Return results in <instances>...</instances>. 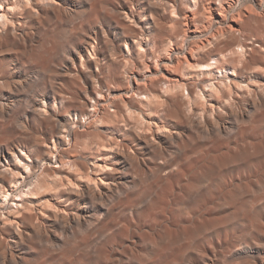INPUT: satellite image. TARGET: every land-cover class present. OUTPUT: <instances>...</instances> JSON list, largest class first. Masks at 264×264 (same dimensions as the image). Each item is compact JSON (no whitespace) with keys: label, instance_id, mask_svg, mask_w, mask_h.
I'll return each mask as SVG.
<instances>
[{"label":"clouds","instance_id":"obj_1","mask_svg":"<svg viewBox=\"0 0 264 264\" xmlns=\"http://www.w3.org/2000/svg\"><path fill=\"white\" fill-rule=\"evenodd\" d=\"M211 2L177 0L189 36L159 0H0V264H264V0H215L220 21ZM124 5L144 27L120 30ZM162 56L187 83L152 107Z\"/></svg>","mask_w":264,"mask_h":264},{"label":"bare ground","instance_id":"obj_2","mask_svg":"<svg viewBox=\"0 0 264 264\" xmlns=\"http://www.w3.org/2000/svg\"><path fill=\"white\" fill-rule=\"evenodd\" d=\"M255 1V0H254ZM133 3L134 4H136V0H133ZM159 3L161 4V5H171V6H173V8L175 7L176 8V6H177V0H159ZM140 5V4H139ZM5 7H7V8H13L14 7V5H12V4H8V5H6ZM140 7V6H139ZM138 7V8H139ZM211 7V6H210ZM174 8V9H175ZM216 8V7H215ZM173 9V10H174ZM179 9H181L180 7H179ZM162 10V8L160 9V10H158V12L159 11H161ZM176 10V9H175ZM177 10H178V8H177ZM210 10V9H209ZM2 11V9H0V26H4L5 24H9V22L11 23V24H14V23H16V20L15 19H13V17L11 16H9L8 15V13L7 12H1ZM118 11H124V12H127V16H128V19H126V20H124V21H120L119 20V18H116V23L117 24H119V28H123V29H125V26L127 25V26H129V29L131 30V31H136V29H135V25L136 24H139L140 25V27H144V24L140 21V18H138L139 16H137V15H134L133 14V12L131 11V7L129 6V5H124L123 7H122V9H118ZM162 11H165V9L164 10H162ZM184 12V10H182L181 9V12ZM177 12V11H176ZM178 12H180V10L178 11ZM166 12H164V14H165ZM155 14H157V13H154V15ZM169 14H172L171 13V11H170V13ZM168 13L167 14H165V16L166 15H169ZM193 14V13H192ZM160 15V14H159ZM177 15V14H176ZM184 15H185V12H184ZM158 16V15H157ZM165 16H163V18H164V20H165ZM170 16V15H169ZM178 16H180V15H178ZM186 16V15H185ZM187 16H188V13H187ZM159 17V16H158ZM168 17V16H167ZM166 17V18H167ZM138 18V19H137ZM161 18V17H160ZM129 19H131L132 21H134L135 22V25H133V23L134 22H129L128 20ZM162 19V18H161ZM163 20V19H162ZM167 23V22H166ZM154 31H156L155 29H154ZM157 31H158V29H157ZM160 31V30H159ZM194 31V30H193ZM127 41H128V43H129V48L130 49H132V51L135 49L134 48V44H135V40L133 39V37L132 36H128L127 38ZM160 42V41H159ZM156 43H158V42H156ZM161 43H162V41H161ZM164 44V43H163ZM146 45V44H145ZM144 45V46H145ZM159 46H161V44L159 45ZM141 47L142 48H144L143 47V44L141 45ZM147 49V48H146ZM158 49V48H157ZM137 50V49H136ZM136 50H135V52H136ZM236 56H235V58L233 59V60H235L236 59V57L237 58H239V60H240V62H242V59H250V57H247L246 56V54L245 53H243V52H241L239 49L234 53ZM191 56H192V54H191ZM188 58V57H187ZM86 59V58H85ZM192 59V60H191ZM238 60V59H237ZM187 62L189 63V64H191V65H193V66H195L196 64H197V61H196V59L194 58V57H192V58H190V59H187ZM238 62V61H237ZM251 62V61H250ZM169 64V63H168ZM261 64V63H260ZM175 65V64H174ZM254 65V64H253ZM259 65V64H258ZM90 66V65H89ZM256 66V65H255ZM264 66V65H263ZM257 67V66H256ZM260 68H261V66H259ZM259 67H257V69H260ZM160 69V68H159ZM264 69V68H263ZM158 70V69H157ZM172 70V69H171ZM191 69H189V71H190ZM262 73H264V71H262V72H258V73H256V76H255V74H254V76L252 75V78L255 80V84H257V85H259V84H264V75H263V77H259V76H261V74ZM153 74V73H152ZM132 75H133V73H132ZM159 75V74H158ZM152 76V75H151ZM165 76V75H164ZM155 77V76H154ZM178 77V76H177ZM165 78H167V77H163V79L161 80V81H163V83L164 84H166L167 86L165 87V89H166V92H168L167 94L169 95V91L171 92V93H173L174 92V90H175V92H174V94L176 95V90L177 91H179V90H181L182 91V88L180 87L181 85H183V84H185V83H187V81L186 80H179V79H175V80H177L178 81V83H172V82H174L172 79H170L169 77L167 78V79H165ZM173 78H175V77H173ZM137 79V78H136ZM238 80V79H237ZM138 81V80H137ZM159 81V80H158ZM240 81V80H239ZM239 81H236V83L237 84H239L242 88L243 87H247V88H249V89H252L253 87H254V85L253 84H250L249 82H248V80H241L242 82H244V84H240V82ZM140 82V81H139ZM146 82V81H145ZM142 83V82H141ZM156 83V82H155ZM137 85V84H136ZM138 86H139V84H138ZM137 86V87H138ZM160 87L161 88H164L163 87V84L161 83L160 84ZM140 88V87H139ZM173 91V92H172ZM230 91H235V89L233 90L232 88H230ZM123 92V91H122ZM181 93V92H180ZM180 93H178V94H180ZM206 93H204V95H205ZM139 95V94H138ZM188 95L189 96H191L192 95V91H191V89H189V92H188ZM207 96L208 95H205V98H207ZM122 97V96H121ZM130 97V96H129ZM171 97V96H170ZM169 96H166V95H163V94H161V92H160V90L159 89H156V90H153V95L149 98L150 100H151V102L153 103V102H155V103H157V104H161V105H163L164 103L166 104L167 102H169V101H171V98H170ZM126 100V99H125ZM128 100V99H127ZM213 101H215V100H213ZM212 101V102H213ZM142 102V101H141ZM144 102V101H143ZM148 102V101H147ZM126 104L128 103V101L127 102H125ZM170 103V102H169ZM152 106H153V104H151ZM129 106V108L130 109H132V106H131V104H129L128 105ZM156 106H158V105H156ZM129 116L130 117H133V119L135 118V122L138 124V126H139V128L140 129H142L141 131L143 132L142 134H145V135H154V132H155V130L153 131V128L151 127V125H152V121H148V120H146L145 121V116L143 115V113H140L139 112V109H138V107L136 108V109H132L130 112H129ZM141 117H143V119H141ZM132 119V120H133ZM145 122L147 123H151L150 124V126H149V128H147V127H145L144 129H143V127H144V125H145ZM157 122V121H156ZM141 124H144L143 125V127H141ZM153 125H154V123H153ZM156 125H158V124H156ZM157 127H159L160 129H163V126H160V125H158ZM147 129V130H146ZM145 132H144V131ZM147 131V132H146ZM6 157H7V154H6ZM0 163H2V161H0ZM6 167L7 166H13V161H12V159H11V157H7V164L5 165ZM13 170H16L15 169V167L13 166Z\"/></svg>","mask_w":264,"mask_h":264},{"label":"rangeland","instance_id":"obj_3","mask_svg":"<svg viewBox=\"0 0 264 264\" xmlns=\"http://www.w3.org/2000/svg\"><path fill=\"white\" fill-rule=\"evenodd\" d=\"M186 2L188 3V6H189V9L193 6L192 4H191V0H186ZM135 6L138 8L139 6L140 7H142V5H139L138 3H136L135 4ZM211 6V7H210ZM139 7V8H140ZM207 7L210 9L209 11H210V13H211V15H212V18L214 19V20H217V21H220L221 20V16H222V14L220 13V11H219V9H218V6L216 5V3H215V0H212V2L209 4V5H207ZM216 7V8H215ZM225 7H227V5H225ZM254 7L256 8V10L258 11L259 10V4H258V0H255L254 1ZM138 8V9H139ZM162 8V10H164V7H159V8H157L156 10H155V12L154 13H157V14H155V15H158L157 17H158V19L159 20H161L162 22H164V23H168V22H170L171 20H174L175 18H176V16H178V15H180V16H184V17H186V24H185V27H186V29L188 30V34H189V36H194V35H199L200 34V30H199V28L197 27V23H196V21L195 20H193V14H192V12L191 11H189V10H184V12H185V15H184V12L182 11L181 12V9H179V6H178V4H177V6H176V10L173 8V6H172V9H174V11H175V13L177 14L176 16H173L172 14H169L170 13V11H159L158 12V10H160ZM177 8H178V10H177ZM180 10V12H178ZM177 11V12H176ZM1 12H5V11H1ZM164 12H166L165 14H169V15H166L165 16V14H164ZM172 13V12H171ZM187 13H188V16H187ZM160 14V15H159ZM163 16H165V20H164V18H163ZM168 16V17H167ZM11 17V16H10ZM163 19H161V18ZM167 17V18H166ZM139 18V17H138ZM137 18V19H138ZM129 22H134V21H132L131 19H129L128 20ZM141 21V20H140ZM230 23L232 24V26L233 27H238V22H233V21H230ZM133 25H135V22L133 23ZM120 30H124L123 28H120ZM156 31H157V29H155ZM194 30V31H193ZM153 31H154V29H153ZM159 31V30H158ZM161 31V30H160ZM162 41V40H161ZM161 41L159 42V41H157L158 43V45H160L161 44V46H159L158 47V51L159 50H161L163 47H164V41H162V43H161ZM179 43H181L180 41H177V43H175V44H173V51H176V52H179L180 51V49L178 48V44ZM146 44V45H145ZM148 44H149V42H144L143 43V47H144V49H146V50H148ZM145 45V46H144ZM135 50L136 49H134L133 50V56L135 57L136 56V54H137V52H138V49L136 50V52H135ZM149 54L151 55V52L149 51ZM186 55V58L187 59H190V58H192L193 56H191V53H186L185 54ZM235 54H233V59L235 58ZM238 59V60H237ZM246 59V58H245ZM192 60V59H191ZM234 62H237L238 61V63L240 62V60H239V58H237L236 57V59L235 60H233ZM178 61H176V60H169V58L167 57V56H162L161 58H160V60H159V63L160 64H162V65H166V67H161L160 69H158L157 70V68L155 67V66H152V65H150L149 66V71L147 72V73H144V76H155V77H161V80L163 79V77H169L170 79H181V80H183L184 79V77H181L180 75H179V73L178 72H176V71H174V69H173V66H174V64H176ZM249 62H250V59H249ZM169 63V64H168ZM261 62H257V63H255L254 65L252 64V67H255V68H257V67H259V66H261V68L260 69H258L255 73H253L252 75L254 76V74H255V76H256V73H258V72H262L261 70H264L263 68H264V63H261ZM259 64V65H258ZM257 67H256V66ZM172 69V70H171ZM192 71V69L189 71L188 70V72H186V75L188 74V73H190ZM153 73V74H152ZM159 74V75H158ZM133 75H135L136 76V80H134L133 82H132V88H133V90H136V89H138L139 87H141V84L142 83H146L145 81H144V79H143V76L142 75H139V74H137L136 72H133ZM165 75V76H164ZM263 75H264V73H262L261 74V76H259L260 78L261 77H263ZM178 76V77H177ZM173 77H175V78H173ZM167 78H165V79H167ZM264 78V77H263ZM138 80V81H137ZM161 80H157V81H154V82H156V83H159V84H163V87L165 88L167 85L166 84H164L163 83V81H161ZM173 80V81H174ZM185 80V79H184ZM140 81V82H139ZM175 81H177V80H175ZM236 81H239V79L238 80H236ZM241 81V80H240ZM239 81V82H240ZM142 82V83H141ZM244 84V82H240V84ZM137 84V85H136ZM138 84H139V86H138ZM138 86V87H137ZM233 90L235 89V88H232ZM237 89H235V91H236ZM235 91H232V92H235ZM125 92H126V90H123V92L121 91V92H119V93H117V95H119V96H122V97H124L125 96ZM173 92V91H172ZM174 92H175V90H174ZM174 92L173 93H171L170 91H169V95L167 94V96H171L170 98L172 99L173 97H175V96H177V95H179L178 93H180V92H182L181 90H179V91H177L176 90V95L174 94ZM168 93V92H167ZM206 94L205 95H208V93L207 92H205ZM139 94V93H138ZM129 96H130V94H129ZM126 100H124V102H127L128 100V98H125ZM213 100H215V98L213 99ZM169 102H171V101H169ZM169 102H167L166 104H168ZM212 102V101H211ZM213 102H216V101H213ZM142 103H145V104H148V102L147 101H142ZM153 104V106L152 107H156V105H158V106H161V104L159 105V104H157V103H155V102H153L152 103ZM165 104V103H164ZM163 104V105H164ZM130 117V116H129ZM131 118V120L133 119V117H130ZM145 121L146 120H148L147 119V117L145 116ZM132 121H135V118L132 120ZM153 123H154V125H156V124H158V122H156V121H152ZM151 122V123H152ZM151 123H146L145 122V125L144 124H141V127H143V125H144V127H143V129L145 128V127H147V128H149V126H150V124ZM153 123H152V125H151V127L153 128ZM159 125V124H158ZM158 125H156V126H158ZM142 129H140V131H141ZM147 130V129H146ZM144 131V130H143ZM153 131H154V128H153ZM161 131H163V129H161ZM145 132V131H144ZM147 132V131H146ZM141 133H143L142 131H141Z\"/></svg>","mask_w":264,"mask_h":264}]
</instances>
